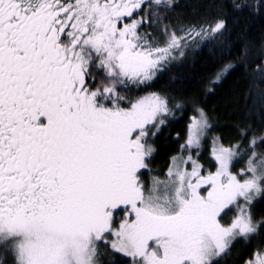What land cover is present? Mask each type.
Instances as JSON below:
<instances>
[{"label":"snow or ice","instance_id":"6c2138e0","mask_svg":"<svg viewBox=\"0 0 264 264\" xmlns=\"http://www.w3.org/2000/svg\"><path fill=\"white\" fill-rule=\"evenodd\" d=\"M145 5L144 16L125 22ZM172 6L0 0V264H106L101 244L130 264H218L237 240L248 242L264 227L250 211L264 196L255 138L239 173L232 171L239 145L214 140L215 171L205 174L189 154L172 157L166 179L141 180L155 151L150 129L155 136L170 109L156 93L125 103L118 86L146 85L174 50L184 54L195 29L172 32L163 47L139 30L156 22L153 8ZM224 26L220 20L211 32ZM197 112L181 149L199 148L209 127ZM117 212L123 219L115 227ZM246 264H264V251Z\"/></svg>","mask_w":264,"mask_h":264},{"label":"trees","instance_id":"16d2710c","mask_svg":"<svg viewBox=\"0 0 264 264\" xmlns=\"http://www.w3.org/2000/svg\"><path fill=\"white\" fill-rule=\"evenodd\" d=\"M235 2L251 7L236 10ZM172 5L153 8L156 22L148 20L139 30L150 34L154 47H163L172 32L185 36L195 29L184 41V54L174 50L146 85L118 86L126 96L125 103L156 93L167 100L170 109L159 132L152 136L155 129L151 128L147 138L155 151L147 158L148 169L141 170L145 185L153 176L166 179L164 174L173 156L186 158L191 154L203 165L205 174L215 171L214 140L224 147L239 145L241 155L233 162L234 173L246 166L253 138L257 141L255 151L264 156V0H173ZM220 20L224 28L212 33L211 27ZM197 109L203 110L209 124L201 149H181L187 141L191 117L199 115ZM250 211L254 222L264 221V196L254 200ZM235 212V208L225 210L222 222L229 223ZM114 219V226H119L123 212H117ZM258 250L264 251V227L248 242L237 240L218 264H246ZM104 261L130 264L116 254Z\"/></svg>","mask_w":264,"mask_h":264},{"label":"rangeland","instance_id":"374dc122","mask_svg":"<svg viewBox=\"0 0 264 264\" xmlns=\"http://www.w3.org/2000/svg\"><path fill=\"white\" fill-rule=\"evenodd\" d=\"M178 51H180V50H178ZM174 57V56H173ZM169 59H170V57H169ZM154 129V128H153ZM151 131V130H150ZM197 150H199L200 151V149H201V144H200V146H199V148H196ZM198 151V152H199ZM190 168H191V166L190 165H188ZM187 166V167H188ZM165 176H166V173L164 174ZM234 216V215H233ZM118 227V226H117ZM111 239V237H109V240ZM112 253V254H111ZM99 260H106V259H109L110 260V257H111V255H113L114 253L112 252V250H111V248L110 247H108V248H105L104 247V245L103 244H101L100 245V247H99ZM116 255H120V256H122L121 254H116ZM122 257H124V256H122ZM125 258H127V257H125ZM128 260H129V262H130V258H127ZM111 264V263H110Z\"/></svg>","mask_w":264,"mask_h":264},{"label":"flooded vegetation","instance_id":"af4514ba","mask_svg":"<svg viewBox=\"0 0 264 264\" xmlns=\"http://www.w3.org/2000/svg\"><path fill=\"white\" fill-rule=\"evenodd\" d=\"M172 4H173V0H172ZM147 5L144 6V8L142 10H138L136 14H134V16L132 18H125V22H131V19H139L141 16L145 15V11H147ZM144 25V24H143ZM143 25L140 28H143ZM121 27L123 26L122 24L120 25Z\"/></svg>","mask_w":264,"mask_h":264}]
</instances>
